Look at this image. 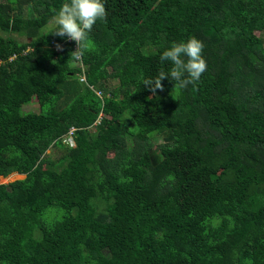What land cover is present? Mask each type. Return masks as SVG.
I'll use <instances>...</instances> for the list:
<instances>
[{"label": "trees", "instance_id": "1", "mask_svg": "<svg viewBox=\"0 0 264 264\" xmlns=\"http://www.w3.org/2000/svg\"><path fill=\"white\" fill-rule=\"evenodd\" d=\"M64 2L0 0V264H264V0H105L81 58ZM192 35L200 79L145 85Z\"/></svg>", "mask_w": 264, "mask_h": 264}, {"label": "clouds", "instance_id": "2", "mask_svg": "<svg viewBox=\"0 0 264 264\" xmlns=\"http://www.w3.org/2000/svg\"><path fill=\"white\" fill-rule=\"evenodd\" d=\"M106 15L105 0H66L52 17V27L48 33L75 41L78 48L74 52L79 55L89 47V34L93 26ZM204 47V42L195 35L178 42H170L159 53L163 66L155 77L145 82V85L155 91L163 87L161 82L167 78L174 82L173 90L179 92L194 84L207 67L203 56ZM14 57L15 55L10 59ZM2 61L0 60V63ZM68 136L71 135L64 136L65 143L75 147L76 136L72 135L73 145L66 142Z\"/></svg>", "mask_w": 264, "mask_h": 264}, {"label": "rangeland", "instance_id": "3", "mask_svg": "<svg viewBox=\"0 0 264 264\" xmlns=\"http://www.w3.org/2000/svg\"><path fill=\"white\" fill-rule=\"evenodd\" d=\"M49 27L52 26V20L50 21ZM262 35H264V32H262ZM67 42L71 43L74 51L77 50L78 48V45L75 41L73 40H70V39H67ZM57 50H60L61 49V46L59 44V47L58 45H56L55 47ZM77 57L78 58H81V54H77ZM82 64V67L85 69L86 68V65L81 63ZM85 81V80H84ZM117 80H114V83L117 84ZM40 110V106H39V103L38 102H30V103H25L23 105V111L24 112H30V111H39ZM92 130H94V126L91 127ZM75 131H76V128L75 127H71L70 130L68 131V133L66 135H75ZM47 154L53 158V159H56V158H59L61 155H62V150L59 149L58 147H55V148H51L47 151ZM26 177V174H21V173H18V172H13L11 173L9 176L5 177L4 179H2V181L4 182H12V181H15L17 179H23ZM1 181V179H0Z\"/></svg>", "mask_w": 264, "mask_h": 264}, {"label": "built area", "instance_id": "4", "mask_svg": "<svg viewBox=\"0 0 264 264\" xmlns=\"http://www.w3.org/2000/svg\"><path fill=\"white\" fill-rule=\"evenodd\" d=\"M82 80H85V77L82 78ZM66 142L70 143V144H74V140H73V136H68L66 139Z\"/></svg>", "mask_w": 264, "mask_h": 264}]
</instances>
